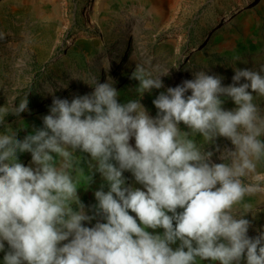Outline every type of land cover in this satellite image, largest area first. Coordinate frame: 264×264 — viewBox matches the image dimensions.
Wrapping results in <instances>:
<instances>
[{"label": "clouds", "instance_id": "obj_1", "mask_svg": "<svg viewBox=\"0 0 264 264\" xmlns=\"http://www.w3.org/2000/svg\"><path fill=\"white\" fill-rule=\"evenodd\" d=\"M166 73L137 65L132 78L139 81L138 95L160 89ZM234 73L227 86L200 70L168 87L153 100L155 117L140 99L120 103L113 83L96 80L90 94L71 101L55 97L43 127L22 140L6 127L0 132V252L5 241L8 251L0 264H264V231L248 235L245 216L252 205L238 210L245 196L264 193V171L258 170L264 162V109L254 102L264 97V65L234 66ZM222 96L236 107L224 109ZM27 109L25 96L15 114ZM8 115L0 108V124ZM180 122L191 134L180 130ZM218 136L234 146L221 153V163L204 151ZM133 137L135 146L129 143ZM76 149L91 155L109 185L94 194L106 222L92 227L83 223L93 217L79 201L72 174ZM24 152L36 167L19 161ZM124 170L146 191L125 186ZM158 227L163 234L146 230Z\"/></svg>", "mask_w": 264, "mask_h": 264}, {"label": "rangeland", "instance_id": "obj_2", "mask_svg": "<svg viewBox=\"0 0 264 264\" xmlns=\"http://www.w3.org/2000/svg\"><path fill=\"white\" fill-rule=\"evenodd\" d=\"M31 1L0 0V108L9 113L0 124V132L10 127L20 140L43 127V116L49 113L55 97L71 101L75 96L90 94L94 90L90 84L96 80L113 83L120 103L140 99L149 115L155 117L159 110L153 100L159 93L192 79L197 71L218 75L227 86L233 83L234 66L259 70L264 65V13L256 11L246 29L233 21L230 27L235 32L224 45L212 46L210 39L214 26L246 0H55L58 14L54 16L44 14L42 5L47 0ZM157 2L162 5V21L149 6ZM137 65H143L154 75L167 72L160 75L163 86L139 96V81L132 78ZM243 82L242 78L240 83ZM190 94L189 91L186 95ZM25 96L28 109L18 116L15 107ZM221 99L224 109L236 107L231 98ZM254 102L264 109V97L256 96ZM179 128L191 134L183 122ZM194 139L203 143L199 134ZM129 143L135 146L134 137ZM233 147L228 138L218 136L204 145V151L213 152L211 162L221 163V153ZM74 155L77 162L72 174L79 184L77 196L85 213L93 217L83 223L92 227L106 222L98 212L94 194L98 190L107 192L108 182L96 170L97 162L89 153L76 149ZM18 157L25 166L36 167L30 152L18 153ZM112 163L118 166L115 160ZM258 170L264 171V162ZM122 175L125 186L146 191L131 171L124 170ZM244 203L252 205V212L245 218L250 221L248 235L255 237L264 231V193L245 196L238 210H243ZM129 214L141 223L130 209ZM146 230L154 234L164 232L161 227ZM4 243L0 261L8 251L7 242ZM179 243L170 246L175 249ZM199 264L220 262L204 259ZM240 264H246V260L241 259Z\"/></svg>", "mask_w": 264, "mask_h": 264}, {"label": "bare ground", "instance_id": "obj_3", "mask_svg": "<svg viewBox=\"0 0 264 264\" xmlns=\"http://www.w3.org/2000/svg\"><path fill=\"white\" fill-rule=\"evenodd\" d=\"M29 1V0H27ZM31 1V0H30ZM256 0H246L243 4L237 8L234 13L227 14L225 16V20L221 23L214 26L211 30L210 39H213L212 46H221L228 42L231 39V36L235 32V28L230 27V24L235 21L238 27L240 28H248L252 22V19H255V12L259 11L264 13V0H257L256 4L251 5L252 2ZM32 2V1H31ZM35 4L38 2L33 1ZM57 1L55 0H47L42 5L44 14L51 16L58 14L57 9ZM41 4V3H39ZM150 9L155 16H158V20L162 21L164 19V13L162 11V5L157 3H149ZM52 21V20H51ZM225 29V30H224ZM48 111V110H46Z\"/></svg>", "mask_w": 264, "mask_h": 264}]
</instances>
